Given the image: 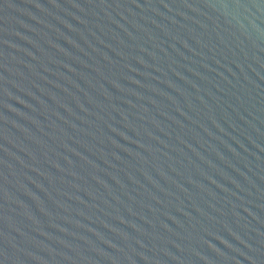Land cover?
<instances>
[{
	"label": "water",
	"instance_id": "1",
	"mask_svg": "<svg viewBox=\"0 0 264 264\" xmlns=\"http://www.w3.org/2000/svg\"><path fill=\"white\" fill-rule=\"evenodd\" d=\"M0 264H264V0H0Z\"/></svg>",
	"mask_w": 264,
	"mask_h": 264
}]
</instances>
